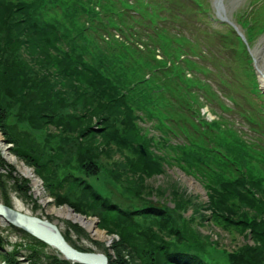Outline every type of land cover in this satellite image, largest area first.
Masks as SVG:
<instances>
[{
    "label": "trees",
    "instance_id": "1",
    "mask_svg": "<svg viewBox=\"0 0 264 264\" xmlns=\"http://www.w3.org/2000/svg\"><path fill=\"white\" fill-rule=\"evenodd\" d=\"M133 6L128 0H0V131L58 206L97 217L98 227L115 236L108 247L94 241L110 264H264V104L257 102L264 93L242 88L253 101L245 96L239 105L263 137L235 128L222 114L207 119L205 101L228 107L191 68L196 61L184 48L192 40L167 23L154 33L121 27L139 21L129 13ZM162 7L137 0L138 14L153 23L166 17ZM254 21L247 18L246 26L254 28ZM220 82L234 101L228 87L244 86ZM167 166L195 177L208 201L174 184H149ZM14 170L0 152V189L9 206L5 178L13 179ZM14 180L26 195L29 180ZM204 222L234 239L250 232L253 243L228 249L201 231ZM10 226L38 245L30 248L29 263L38 264L49 245ZM64 236L77 249L93 250L69 232ZM4 243L0 234V264L23 263L19 249L8 251ZM53 250L49 264H81Z\"/></svg>",
    "mask_w": 264,
    "mask_h": 264
},
{
    "label": "rangeland",
    "instance_id": "2",
    "mask_svg": "<svg viewBox=\"0 0 264 264\" xmlns=\"http://www.w3.org/2000/svg\"><path fill=\"white\" fill-rule=\"evenodd\" d=\"M131 1V0H130ZM134 1V6L132 7L134 10H137V5L135 4L136 0ZM145 1V0H144ZM148 2H159L160 5H163L162 9L164 7H173L174 9V15H180L183 14L184 11L186 13H192L193 11V3L196 2V0H188L187 4L185 5L182 0H170L172 3L168 2L165 3L163 0H146ZM202 6L200 7L203 15H198V20L199 21H212L214 22V25H217L218 28H222V30L225 31L227 35H230L229 31L231 28L235 29V26H238L239 28V33L244 34L243 39L245 41V45L239 44V48L242 51V49L248 50L247 56L253 64L259 69L264 71V29L259 30L258 26L257 28L254 29V32L256 33V37L252 41H248L245 37V31H246V24L241 20V18L248 17V12L251 10L254 11L255 8L254 6L256 5V9L258 10V6L260 5L259 9L257 11V14H254V18L259 20V26L260 24L264 23V7L263 4L264 0H200ZM120 3V2H119ZM186 6V7H185ZM185 7V10H184ZM254 8V9H253ZM148 11L152 12L154 10L153 5L148 6ZM131 10V14H132ZM251 11V12H252ZM161 13L167 14L168 11L164 9ZM139 17V21L132 20L131 18L127 21V25L121 26L125 27L129 31H136L140 30L143 32H150L154 33L156 29H160L162 27L161 20H158L156 24H154L149 17H142L139 14L137 15ZM181 19V18H177ZM218 20V21H217ZM171 22V21H169ZM200 22V23H203ZM130 24V25H129ZM193 24H196L194 22ZM118 25V24H116ZM171 25V31L174 33H177L178 35L180 34L178 31L182 30V33L186 34L187 32L185 31V27H183L180 23H174L171 22L169 23ZM129 27V28H127ZM136 29V30H135ZM109 30L116 35H121V33H124L120 29L117 28H109ZM172 33V34H174ZM105 34V32H104ZM142 40L147 41V43L150 45L156 44L155 40H149V38L145 35L142 34ZM201 39L200 40H195L193 43L186 45L185 50L186 54H196V53H201V54H206L208 53V50L211 48V44H207V41L209 39H205L206 37L204 33H201ZM232 37V34H231ZM193 38V37H192ZM219 34L213 37V41L215 44H213V51L210 53L211 56L218 55V54H223L225 55L224 60L222 62H217L214 61L210 55H206L203 59L196 61L191 68L193 71L198 74H193L189 73L186 69V73L188 75H191L194 77V79L200 78L202 79L204 76H212V74H216L218 76L221 75V71L223 70V67L227 65H231V67L237 66L235 64H230L228 62V58L231 56L230 53L226 52L224 49V46L219 42ZM235 41L238 42V39L235 38ZM192 65V64H191ZM238 67V66H237ZM189 69V68H188ZM190 70V69H189ZM239 72L242 73V70H239ZM212 73V74H208ZM196 77V78H195ZM258 101L259 103H264V97L258 96ZM210 115V114H207ZM4 144L6 149L10 152V154L14 157V161H9L3 151L1 150L0 147V152L4 159L7 161V163L11 164L14 166L15 170L13 172V179H9L8 177L5 178L6 184H7V194H8V199L10 201V204L14 207H17L15 203V198L18 197L22 202L24 206V210H29L31 214L41 217L43 219H47L53 223H55L61 230L63 234L69 232L70 236L72 239L76 242L77 245L83 246V247H89L93 248V250L98 251V252H104V249L102 246L95 244L94 241H99L100 243H103L105 247L110 246L111 242L115 238L114 235H108L107 232L104 229H98L100 231H103L106 233L105 238H99L98 236H95L91 234L85 227H83L80 223L78 222H73L70 219H67L65 217H61L58 215V208L66 206H58L54 198L50 196V193H47L44 189V185L39 177H37L34 173V169L32 167H29L25 164L24 161L18 159L13 152L11 151L10 147H13V145H10L4 138L3 134L0 132V145ZM8 168V166H7ZM5 168L4 170H1V172L7 173L9 169ZM166 174L165 175H157L154 178H151L148 180L149 184H152L153 186H164L168 188V184H174L177 185L180 188V192L184 193L188 196L195 197L197 201L199 202H206L208 201V195L203 187V185L192 175L186 174L182 169L176 166L168 167L166 168ZM17 179H22L26 178L29 180V187L30 190L27 192L25 195L17 189V185L15 182V178ZM21 183V182H20ZM172 190H168V193L170 194ZM116 198H118L116 196ZM154 201L157 200L158 195L154 194L151 197ZM170 198V196H169ZM119 199H122L119 197ZM0 202L5 203V198L2 190L0 189ZM136 205H141L140 201H137ZM169 205H173L169 203ZM56 207V209H55ZM193 209L189 207L186 210L185 216L188 217L189 215L192 214ZM80 214V213H79ZM83 215V214H81ZM86 216V215H83ZM87 218L95 219L97 221V217L95 216H86ZM73 222L81 227L84 228L85 233H78L76 230L71 228L70 224L68 222ZM205 225H202L200 227L201 231L205 234L211 235L213 239H219V241L223 244L226 245L228 249H232L235 246H242L244 243L247 244H252L253 241L250 238V232L248 234V238H244L243 235L237 234V238H233V235L230 233L226 232L225 230L216 227L213 224H207V222H204ZM207 225V226H206ZM98 226V225H97ZM0 234L5 237L7 240L5 244V249L8 251H12L16 246H11L12 242L15 240V243H20L23 244L22 248L19 249V256H21L23 263L21 264H29L30 263V255L32 254V251L30 248H33L32 246L38 247L37 244H34L33 241L25 236L22 232L14 229L11 227L8 223L4 222L0 218ZM235 236V235H234ZM28 246V247H27ZM43 256L41 257V261L38 262V264H49V255L55 254L56 252L52 248H42ZM111 249H110V251ZM105 253V252H104Z\"/></svg>",
    "mask_w": 264,
    "mask_h": 264
},
{
    "label": "water",
    "instance_id": "3",
    "mask_svg": "<svg viewBox=\"0 0 264 264\" xmlns=\"http://www.w3.org/2000/svg\"><path fill=\"white\" fill-rule=\"evenodd\" d=\"M140 148L142 153L146 154L142 145ZM19 186L20 188L22 187L21 184H19ZM66 206L69 207L74 214L81 215L69 205ZM83 217L87 218L86 216ZM0 218L6 223L21 228L36 238L44 241L50 247L59 251L64 258L73 263L110 264L109 258L104 252L94 250L84 251L74 247L66 240L58 226L47 219L30 215L27 212L21 211L18 208L9 206L3 202H0Z\"/></svg>",
    "mask_w": 264,
    "mask_h": 264
},
{
    "label": "bare ground",
    "instance_id": "4",
    "mask_svg": "<svg viewBox=\"0 0 264 264\" xmlns=\"http://www.w3.org/2000/svg\"><path fill=\"white\" fill-rule=\"evenodd\" d=\"M0 147H1V150L3 151L5 157L9 161L15 160L14 157L10 154V152L6 149L4 144H1ZM15 203H16L18 209H20V210L25 209L23 206V202L18 197L15 198ZM55 209H56V207H55ZM57 212H58V215L61 217H65L67 219L73 220V222L81 223L91 234L98 236L99 238H105L106 237V233L103 231H100L98 229L97 221L95 219L85 218V217H83V215H76L67 206H63V207L58 208Z\"/></svg>",
    "mask_w": 264,
    "mask_h": 264
},
{
    "label": "built area",
    "instance_id": "5",
    "mask_svg": "<svg viewBox=\"0 0 264 264\" xmlns=\"http://www.w3.org/2000/svg\"><path fill=\"white\" fill-rule=\"evenodd\" d=\"M26 211H29V210H26ZM15 242V240L13 241V243ZM21 243V242H20Z\"/></svg>",
    "mask_w": 264,
    "mask_h": 264
}]
</instances>
